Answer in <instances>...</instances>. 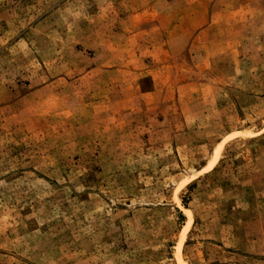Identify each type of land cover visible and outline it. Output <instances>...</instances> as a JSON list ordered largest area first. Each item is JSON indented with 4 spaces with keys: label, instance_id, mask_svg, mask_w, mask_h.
Returning <instances> with one entry per match:
<instances>
[{
    "label": "rangeland",
    "instance_id": "1",
    "mask_svg": "<svg viewBox=\"0 0 264 264\" xmlns=\"http://www.w3.org/2000/svg\"><path fill=\"white\" fill-rule=\"evenodd\" d=\"M181 263L264 264V0H0V264Z\"/></svg>",
    "mask_w": 264,
    "mask_h": 264
},
{
    "label": "bare ground",
    "instance_id": "2",
    "mask_svg": "<svg viewBox=\"0 0 264 264\" xmlns=\"http://www.w3.org/2000/svg\"><path fill=\"white\" fill-rule=\"evenodd\" d=\"M216 162V157H214V159H213V161H212V164L213 163H215ZM189 215H191V214H189ZM189 217V216H188ZM193 217V216H192ZM192 221V220H191ZM182 249V248H181ZM181 253V252H180ZM181 257V256H180ZM181 264H183V263H181Z\"/></svg>",
    "mask_w": 264,
    "mask_h": 264
}]
</instances>
